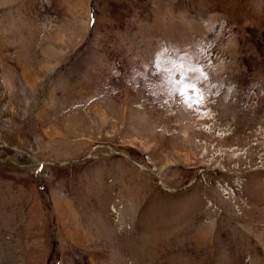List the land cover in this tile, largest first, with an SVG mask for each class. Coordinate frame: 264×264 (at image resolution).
I'll list each match as a JSON object with an SVG mask.
<instances>
[{
    "label": "rangeland",
    "instance_id": "1",
    "mask_svg": "<svg viewBox=\"0 0 264 264\" xmlns=\"http://www.w3.org/2000/svg\"><path fill=\"white\" fill-rule=\"evenodd\" d=\"M0 264H264V0H0Z\"/></svg>",
    "mask_w": 264,
    "mask_h": 264
},
{
    "label": "trees",
    "instance_id": "2",
    "mask_svg": "<svg viewBox=\"0 0 264 264\" xmlns=\"http://www.w3.org/2000/svg\"><path fill=\"white\" fill-rule=\"evenodd\" d=\"M51 204V203H50Z\"/></svg>",
    "mask_w": 264,
    "mask_h": 264
}]
</instances>
